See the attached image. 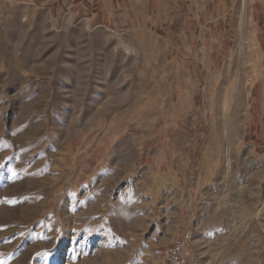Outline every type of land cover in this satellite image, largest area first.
Wrapping results in <instances>:
<instances>
[{"label":"rangeland","instance_id":"obj_1","mask_svg":"<svg viewBox=\"0 0 264 264\" xmlns=\"http://www.w3.org/2000/svg\"><path fill=\"white\" fill-rule=\"evenodd\" d=\"M79 1L0 0V264H264L260 4L241 37L242 0L220 33Z\"/></svg>","mask_w":264,"mask_h":264},{"label":"crops","instance_id":"obj_2","mask_svg":"<svg viewBox=\"0 0 264 264\" xmlns=\"http://www.w3.org/2000/svg\"><path fill=\"white\" fill-rule=\"evenodd\" d=\"M236 1L237 0H80L74 7H79L85 11L86 7H84L83 2L89 4L90 11L94 13V15H92L93 19L98 18L99 14H107L109 17L106 20H101L100 23L103 27L111 26V23L113 25H123L126 21L133 23L134 19L130 18V14H133V16L140 14L141 21L144 26L147 27L151 21L148 17L149 14L161 15L167 10L169 13H182L181 21H187L188 26H190V22L197 23L198 21H203V29L210 30L219 28L220 33V30H230L233 28L230 25V18L233 14ZM254 1L260 4V6L255 9V14L251 12L252 22H255L254 18L257 17L258 14H260L264 20V0ZM49 2L50 6L47 10L50 13L55 3H60L62 6L68 7V5L71 6L74 3V0H49ZM152 23L153 24H150L151 26L157 27L158 20H153ZM165 23H169V19L167 20V18H165ZM248 23L249 19L247 21V24ZM221 44L224 43L221 42Z\"/></svg>","mask_w":264,"mask_h":264},{"label":"bare ground","instance_id":"obj_3","mask_svg":"<svg viewBox=\"0 0 264 264\" xmlns=\"http://www.w3.org/2000/svg\"><path fill=\"white\" fill-rule=\"evenodd\" d=\"M245 0H242L241 2V13H240V36L242 37L246 24H247V16L245 15L246 13V8H245ZM227 166L230 165V158H229V150L227 151V162H226ZM126 203V202H125ZM263 207H264V202H263Z\"/></svg>","mask_w":264,"mask_h":264}]
</instances>
